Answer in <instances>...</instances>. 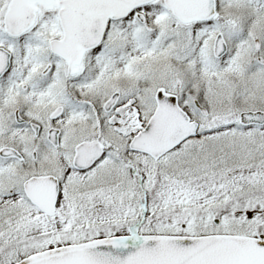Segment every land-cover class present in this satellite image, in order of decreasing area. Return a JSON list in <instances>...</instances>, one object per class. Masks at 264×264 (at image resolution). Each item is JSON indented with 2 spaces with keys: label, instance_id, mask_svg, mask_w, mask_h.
<instances>
[{
  "label": "snow or ice",
  "instance_id": "1",
  "mask_svg": "<svg viewBox=\"0 0 264 264\" xmlns=\"http://www.w3.org/2000/svg\"><path fill=\"white\" fill-rule=\"evenodd\" d=\"M0 264H264V0H0Z\"/></svg>",
  "mask_w": 264,
  "mask_h": 264
}]
</instances>
